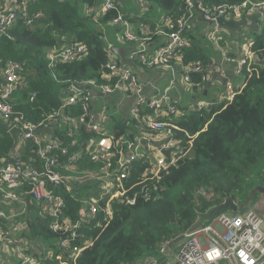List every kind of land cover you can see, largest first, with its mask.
<instances>
[{
  "label": "trees",
  "instance_id": "16d2710c",
  "mask_svg": "<svg viewBox=\"0 0 264 264\" xmlns=\"http://www.w3.org/2000/svg\"><path fill=\"white\" fill-rule=\"evenodd\" d=\"M23 1L29 10L28 18L32 19L31 26H26L25 21L18 18L13 27L0 35V68L7 62L20 65L19 74L24 79V86L15 91L8 103L13 111L21 113L25 122L35 125L59 111L62 97L71 91L73 84L98 86L115 83L105 68L111 53L103 34L96 30L95 25L112 26L111 19L116 12L109 11L100 16L95 21L97 23H93L84 18L80 6H92L94 0ZM201 1L209 7L264 2ZM116 6L120 8L119 0ZM145 9L142 14L135 13L132 8L122 12L134 25H146L153 40L151 43L158 48L162 45V39L152 33L158 18L154 19L149 14L159 12L160 16L164 15L168 22L173 23L187 14L188 7L186 0H146ZM36 14L42 16L34 18ZM195 14L193 11V16ZM189 28H192L191 24ZM162 29L169 32L164 26ZM140 30L137 29L138 36H142ZM207 40L208 37L205 39L198 33L194 35L190 30L189 46L181 49L178 57L172 61L177 74L187 75L189 87L198 90L201 99L205 100L209 99V95L203 96L208 86L203 77L208 78V69L215 56L212 47L210 55L205 52L203 46L204 43L208 44ZM72 43L85 47V53L79 60L57 63L54 67L48 65L47 51L60 44ZM219 44L223 47L225 42L220 41ZM249 52L252 58L247 62L251 64V71L243 70V87L231 100L215 101L210 110L193 107L184 110L182 116L169 115L167 121L177 128L173 130V139L179 143L173 156L176 163L160 175L158 184L151 183L148 190L142 187L149 184L150 179L145 182L143 178L140 179L148 160L143 162L137 159L128 172V180L122 183L125 189L131 190L123 198L113 195L100 198L97 178L101 177L102 165L91 161L87 153V140L94 133L86 132L82 126L73 129L67 122L56 126L54 138L61 145L51 153L55 158L52 169L66 176L86 173L90 178L82 183L71 182L63 186L47 184L64 201L62 220H82L70 248H60L59 242L66 234L51 230L53 219L43 217L31 199V187L24 185L17 191L20 199L29 206L27 231L18 234L34 248L49 244L43 256L33 255L36 264H139L155 257L166 241L184 235L199 222H206L208 213L226 200L231 199L235 204L242 205L255 186L264 187V27L261 33L251 35ZM232 55L228 54L234 58ZM116 62L121 64L117 59ZM194 64H201L203 72H191ZM133 65L135 68L126 67L136 75V68H144L137 61H133ZM141 110L140 116L148 114L144 108ZM63 114L69 119L79 120L84 111L78 104L66 108ZM111 117L114 128L110 138L114 157L103 178L115 181L120 171L117 161L127 148L128 141L135 140V135L127 133V130L138 124L129 116ZM70 129L79 134L75 146L70 145L73 138L67 135ZM135 134L137 136L136 130ZM11 145L5 120L0 117V161L3 160L4 164L22 161L31 163L34 168L43 165L36 154V146L31 142L18 148L19 157L10 153ZM63 149H66L64 154ZM78 155L80 158L73 161ZM138 182L139 185H136ZM125 198L132 200L133 205H125ZM86 201L97 205L100 226L80 217ZM106 208L110 209L111 217L104 222ZM226 212L233 213L223 211ZM74 247L83 251L71 254Z\"/></svg>",
  "mask_w": 264,
  "mask_h": 264
},
{
  "label": "built area",
  "instance_id": "2783aa9c",
  "mask_svg": "<svg viewBox=\"0 0 264 264\" xmlns=\"http://www.w3.org/2000/svg\"><path fill=\"white\" fill-rule=\"evenodd\" d=\"M119 2L121 6L117 8V0H94L92 6L84 5L86 17L96 21L107 12L115 11L116 15L111 19V25L120 31L119 38L121 42L133 44V46H127L129 49L127 59L132 63L133 61L142 63L144 66L142 70L165 68L175 73L177 72L174 71L176 69L172 61L178 57L181 49L188 47L190 44L191 28H189V24L194 18V2L204 12L205 18L213 21L219 16L235 20L243 14L251 16L264 11V2L244 3L239 6L209 7L205 6L201 0H186L187 14L173 23L168 22L164 15H161L155 21L152 33L162 39V45L157 48L151 43L153 40L149 36L148 27L144 24L134 25L131 23L126 18V14L122 12L124 3L120 0ZM131 2L135 13L142 14L145 12L146 0H131ZM28 16L29 10L23 0H0V35L13 27L18 18L23 19L26 26H31L32 19ZM41 16V14H36L34 18ZM162 26L169 32H164ZM137 29H141L142 36L137 35ZM207 35L213 45L220 49L219 43L222 39L220 28L217 26L211 27ZM111 46L107 43L108 50ZM246 49L247 51L241 58H231L228 56L229 52H222L226 62L236 64L235 73L242 79L241 86L227 84L225 94L228 100H231L237 92L241 91L245 80L243 70L251 71V64L247 62L252 58L249 45L246 46ZM84 53L85 47L82 44L72 43L49 50L45 56L48 65L54 67L57 63L79 60ZM127 67L118 64L115 58L109 59L105 68L110 76L115 79L114 84H101L98 86L76 84L80 87L91 86L98 93L105 96L120 94L124 97H134L130 119L136 120L138 127H142L143 130L146 129L148 132L161 135V138H163L156 149L158 158L154 161L149 156L138 152L137 141H128L127 148L123 150L117 161L120 171L116 175L115 181L103 178L111 166V159L114 157L110 138L111 130L107 129L111 117L108 115L107 119L104 118L102 121H99L97 116L95 117L92 97L87 90H78L73 84L71 91L62 97L59 111L47 116L42 123L33 125L25 122L21 113L13 111L12 106L8 103L15 91L22 89L24 86V79L19 74L20 65L7 62L3 68H0V117L5 120L8 131L12 128L22 130L20 147L29 142L34 144L36 154L40 162L43 163L41 167L35 166L34 168L31 163L22 161L8 164H4L3 160L0 161V264L6 263L3 256L14 257L15 261L12 262L14 264H36L33 255L43 256L45 252L41 249L47 250L43 245L34 248L33 245L26 243V240L18 234L19 231L16 229L15 223L17 220L29 217L28 204L17 195V191L24 185L31 187V199H33V202L35 201V205L38 206L43 217L48 216L53 219L50 225L51 230L66 234V237L59 242L61 249L70 248V242L77 237L76 231L81 227L82 220L74 222L70 219L62 220L65 208L64 201L55 195L47 187V184L60 182L63 186V184L71 182L82 183L88 180L90 176L86 173L66 176L52 169V166H55V158L51 156V153L61 145V142L54 138L56 126H62L64 122H67L73 129L82 126L86 132L94 133L87 140V153L91 161L102 165V173L99 174L101 177L97 178L100 198L104 195L123 198L131 190V188L129 190L125 189L122 183L128 180V172L137 159H141L143 162L148 160L147 166L140 177V179H144L143 182L150 179L149 184L146 183L142 187L147 190L151 183L158 184L160 175L166 173L170 166L175 165L176 158L173 157L175 153L171 154V160L168 162L161 151L174 149V152H176L179 146V143L173 139V130L177 128L167 121L169 115L178 114V108L167 103L164 95H154L150 99H145L141 94L142 88L138 76L132 69ZM203 70L201 64H194L190 69L191 72L196 73L203 72ZM182 79L188 84L189 77L187 75L182 76ZM203 80L208 82V78L203 77ZM31 97L33 98L34 94ZM78 104L82 106L84 111L79 120L69 119L68 116L63 114L66 108ZM207 105L208 103L197 101L189 109L193 107L202 109ZM142 108L148 112L146 116H140ZM183 114H180V116ZM44 127H49L52 135H34V131ZM67 135L73 138L70 145L75 146L79 137L78 132L75 134L70 129ZM131 151L135 152L130 153ZM65 152L66 149H63L62 153ZM79 158L80 155L75 156L73 161H77ZM136 185H139V182ZM123 203L128 206L133 205V201L129 198L123 199ZM82 206L83 213L80 217H83L82 219L86 218V221H94L97 227L100 226L97 219V205L86 201ZM104 213L105 218L103 221L107 222L108 218L111 217V211L106 208ZM197 224L183 235L180 242L169 247L173 240L166 241L159 247L158 257L145 259L141 264H264V218L254 209L246 208V210L235 214L222 212L212 220L202 223L199 228H196ZM81 251L83 249L74 247L71 249V254H78Z\"/></svg>",
  "mask_w": 264,
  "mask_h": 264
},
{
  "label": "crops",
  "instance_id": "0c3cea01",
  "mask_svg": "<svg viewBox=\"0 0 264 264\" xmlns=\"http://www.w3.org/2000/svg\"><path fill=\"white\" fill-rule=\"evenodd\" d=\"M149 15H152V13H150ZM195 18L196 15L191 22L192 28L190 30L194 35L196 33H198V35H202L203 31L207 30L206 25L199 22H195ZM235 21L241 24L239 29H220L222 37L221 41L225 42V44L223 47H220L219 45L220 49H212L215 53V56L213 57V64L210 65L208 70L209 76L207 82V91L203 92V96L205 97L206 94H208L209 99H201L199 91L193 90L191 87H189V85L185 81H183L182 76L173 71L171 72L165 68H154L144 70L136 68V73L141 83L142 96L145 99H150L154 95H164L167 103L175 105L182 112H184V110H187L190 106L194 105L197 101H203L205 103H208L207 106H209L210 110L212 103H214L215 101L226 99L225 90L227 84H231L232 86H241L242 79L238 77L235 73L236 64L226 62L223 56L224 53L222 52L227 51L231 55L233 54L232 56L234 58L243 57L244 53L247 51L246 46L250 45L251 42L242 43L241 40L245 36H248L250 38V35L261 33L263 31L264 11L258 12L251 16L243 14L240 17L236 18ZM207 34L208 30L206 31V34H204L205 39L206 37H208ZM183 100L187 101V104H184ZM101 101L104 102L106 106H108L110 114H108V108L106 107L104 108L103 106H98V108L96 109V103H102ZM133 103L134 97H124L120 94L106 97H96L93 100L94 108L96 110L95 117L97 116L99 121H102L104 118L107 119L108 115L110 117L113 116V113L118 114L119 118H122L123 116L130 117V111L131 107L133 106ZM207 106L206 108H208ZM180 114L182 113L180 112L179 115ZM111 121L112 117L110 118V122ZM113 128V124L111 129H108L107 125L108 130L112 131ZM131 128L127 130V133H132L135 135V140H133V142L137 141L136 147L138 149V152L149 156L153 161L157 160L158 154L156 149L161 143V141H163L161 135H155L153 133L148 132L146 129L143 130L142 127L138 126ZM135 130L137 131V136L135 134ZM133 152L135 151H131L130 153ZM251 209H254L264 218V195H260L256 199ZM28 222L29 217L17 220L15 223L16 229L19 232L27 231ZM3 257L6 260L5 264H14L12 263L15 261L14 257Z\"/></svg>",
  "mask_w": 264,
  "mask_h": 264
},
{
  "label": "water",
  "instance_id": "95a60500",
  "mask_svg": "<svg viewBox=\"0 0 264 264\" xmlns=\"http://www.w3.org/2000/svg\"><path fill=\"white\" fill-rule=\"evenodd\" d=\"M192 1H194V0H192ZM193 10L196 13L195 22H197V23L199 22V23L206 25L207 30H209L213 26H217L220 29L238 30L240 25H241L239 22L235 21L234 19H227V18L222 17V16L217 17L214 21L213 20H207L205 18L204 12L201 9H199L196 2H194ZM206 31H203L202 37H204V34H206ZM109 51L111 53L110 56L117 59L121 64L128 66L130 68H135L133 63L127 59V53L129 51L128 48L123 47V46H111L109 48ZM74 87L78 90H87L93 98L100 97V96L106 97L105 95L96 92L91 86H88V85L84 86V87L74 85ZM207 109L209 110V106ZM8 134L12 140L10 153L16 157H19L18 148L20 146V135L22 134V130L20 128H12L8 131ZM41 134L52 135V132H51V129L49 127H44V128H41L39 130L34 131V135L40 136ZM173 152H174V149H168V150H162L161 154L167 159L168 162H170L171 154ZM53 184H57L59 186H62V184L60 182H54ZM258 193L264 194V187L255 186L251 190L247 200L245 201V203L243 205H237L231 199L226 200L223 204L219 205L218 207L214 208L213 210H211L208 213L206 221L212 220L217 214H219L223 211H226V210H230L233 213L242 212V211L246 210V208L248 207V204L252 200L253 196L255 194H258ZM201 226H202V222H199L196 225V228H199ZM182 239H183V235L173 239V241L170 243L169 247H171L173 244H175L177 242H180Z\"/></svg>",
  "mask_w": 264,
  "mask_h": 264
},
{
  "label": "rangeland",
  "instance_id": "374dc122",
  "mask_svg": "<svg viewBox=\"0 0 264 264\" xmlns=\"http://www.w3.org/2000/svg\"><path fill=\"white\" fill-rule=\"evenodd\" d=\"M123 3H124V6H123V8H122V10L123 11H126L128 8H132L133 10H134V8H133V6H132V2H131V0H123ZM80 12H81V14L84 16V18H86V11H85V8H84V6L83 5H81L80 6ZM134 12V11H133ZM132 14V13H131ZM152 18H154V19H157V18H159V16H160V13L158 12H156V11H154L153 13H152V15H150ZM87 20H89V21H91V22H93V23H97V22H95V21H93L91 18H86ZM95 28H96V30L98 31V32H101L102 34H103V36H104V39L106 40V42L107 43H109V44H111V45H114V46H125V47H127V43H125V42H121L120 41V31H118L115 27H113V26H106V25H99V26H96L95 25ZM208 44H206V43H204V46H203V48H204V50H205V52L207 53V54H209L210 55V48L212 47L213 49H216L217 47L216 46H214L213 45V43L210 41V40H207L206 41ZM241 42L242 43H247V42H251V35H250V38L248 37V36H245L244 38H242V40H241ZM220 45V44H219ZM221 47V46H220ZM218 49V48H217ZM110 60L111 59H113L112 58V56L109 58ZM102 102V101H101ZM183 103L184 104H187V101H185V100H183ZM101 104V105H100ZM98 106H103L104 108L106 107V108H108V106H106L105 104H104V102H102V103H99V104H97L96 103V105H95V107H96V109L98 108ZM108 110V114H110V112H109V108L107 109ZM181 112V110H178V114L177 115H179V113ZM113 117H114V119H116V118H119V115L118 114H114L113 113ZM112 124H113V122H109V124H108V129H111L112 128ZM261 194H263V193H258V194H255L254 196H253V198H252V200L250 201V203L248 204V207L247 208H252L253 207V205H254V203H255V201H256V199L261 195ZM245 203V202H244ZM243 203V204H244ZM242 204V205H243ZM46 249L49 247V244H46V243H44V245H43ZM41 251H44V252H46L47 250H44L43 248L41 249ZM156 257H158V253L155 255V257H152V258H156ZM142 263V262H141ZM141 263H139V264H141Z\"/></svg>",
  "mask_w": 264,
  "mask_h": 264
},
{
  "label": "clouds",
  "instance_id": "9594fccd",
  "mask_svg": "<svg viewBox=\"0 0 264 264\" xmlns=\"http://www.w3.org/2000/svg\"><path fill=\"white\" fill-rule=\"evenodd\" d=\"M194 11V10H193ZM196 15V14H195ZM195 17V16H194ZM65 45H68V44H63V45H59L57 48H59V47H61V46H65ZM113 46V45H112ZM124 47V46H123ZM56 49V48H55ZM52 50H54V49H52ZM76 85V84H75ZM93 88V87H92ZM94 89V88H93ZM95 90V89H94ZM96 91V90H95ZM97 92V91H96ZM92 97V96H91ZM95 98H93L92 97V105H93V107H94V104H93V100H94ZM94 112L96 113V110H95V108H94ZM20 147V146H19ZM57 185V184H56ZM220 214V213H219ZM235 214V213H234ZM218 215V214H217Z\"/></svg>",
  "mask_w": 264,
  "mask_h": 264
}]
</instances>
